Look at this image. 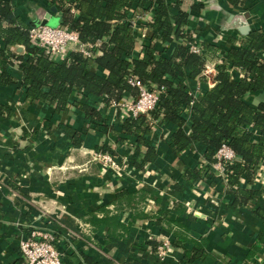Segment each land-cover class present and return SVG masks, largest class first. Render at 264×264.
Returning <instances> with one entry per match:
<instances>
[{
    "label": "crops",
    "instance_id": "crops-1",
    "mask_svg": "<svg viewBox=\"0 0 264 264\" xmlns=\"http://www.w3.org/2000/svg\"><path fill=\"white\" fill-rule=\"evenodd\" d=\"M178 1L189 21L182 33L204 45V68L212 69L191 83L196 97L215 85L218 50L238 47L251 31L264 28V0L238 5L204 0L197 11L188 0ZM10 2L13 14L29 26L48 16L61 23L58 0ZM73 9L76 15V6ZM153 11L150 7L132 19L133 58L140 56L148 31L140 22H150ZM245 26L248 32L243 34ZM157 45L162 48L164 43ZM3 48L0 39V53ZM24 52L23 46L12 50ZM18 65L13 62L7 68L15 81L0 83V105L12 110L10 117L0 116V264H24L19 242L32 223L40 225L42 219L60 240L63 264H264V221L233 206L230 186L210 167L209 178L193 180V170L205 163L204 144L193 143L176 154L169 142L177 127L156 125L149 135L156 158L144 169L136 168L134 162L142 159L145 148L135 155V138L119 139L124 137L116 123L120 109L89 98L87 103L98 108L107 125L101 130L76 104L83 99L79 93L71 97L66 113L46 103H28ZM260 94L247 99L254 104ZM189 127L187 121L183 128ZM101 146L114 152L109 155L120 164L119 171L93 159ZM256 172L257 179L264 178V166ZM240 185L249 188L244 180ZM253 186L256 204L264 210L260 184ZM122 191L127 195L119 196ZM163 239L169 248L161 258L156 247Z\"/></svg>",
    "mask_w": 264,
    "mask_h": 264
},
{
    "label": "trees",
    "instance_id": "trees-1",
    "mask_svg": "<svg viewBox=\"0 0 264 264\" xmlns=\"http://www.w3.org/2000/svg\"><path fill=\"white\" fill-rule=\"evenodd\" d=\"M227 1L231 5L244 2ZM72 6L77 8L76 15L71 11ZM192 6L197 11L202 4ZM57 7L62 13L60 24L75 31L81 42L100 41L98 53L85 58L79 52H72L63 62L51 61L30 44L29 25L13 14L10 0H0V39L4 44L0 53V83L15 81L7 68L18 62L28 103H46L56 112L66 113L71 97L79 93L83 99L76 104L80 105L88 122L101 130L107 125L98 108L87 103L90 97L107 103L120 102L125 95L137 99L138 88L128 82L131 76L143 84L163 87L157 107L148 115L116 122L124 136L119 139L135 138V155H141L145 148L142 159L134 162V166L144 169L155 160L156 150L149 135L156 125L177 127L169 142L176 154L193 143L205 145V163L193 170L195 181L211 176L209 164L215 161V151L227 143L240 157L239 162L227 166V185L234 195L232 205L244 207L264 221V210L257 206L253 188L254 174L264 160V98L258 104L247 99L249 95L264 93V28L251 31L238 47L222 52L215 85L194 97L191 83L201 76L204 58L178 42L172 50L168 49L174 41L191 40L192 35L182 33V26L189 21L180 1L58 0ZM150 7L154 8L152 20L139 21L148 28L142 51L140 56L133 58L136 37L131 20ZM157 41L164 46L160 48ZM16 46H23L24 54L12 53ZM187 109L189 115L185 113ZM11 114V109L0 105V116L10 117ZM187 121L190 122L189 130L183 128ZM77 134L79 132H75ZM96 152L114 154L106 146L97 148ZM242 180L249 188L241 187ZM126 195L125 191L119 193V196ZM59 244L60 240L57 248Z\"/></svg>",
    "mask_w": 264,
    "mask_h": 264
},
{
    "label": "built area",
    "instance_id": "built-area-1",
    "mask_svg": "<svg viewBox=\"0 0 264 264\" xmlns=\"http://www.w3.org/2000/svg\"><path fill=\"white\" fill-rule=\"evenodd\" d=\"M188 1L191 4H195L203 3L204 0ZM73 7H71V11L74 13ZM138 19L145 20L142 17H138ZM131 24L135 25L136 20H132ZM27 32L30 44L38 51L43 52L55 63L67 60L72 52H79L85 58H92L99 51L100 41L83 43L75 31L68 29L60 23L55 27L41 23L38 25H30ZM180 43L187 46L191 53L201 55L204 58V45L194 35L191 36L190 41L181 39ZM222 59L223 53L218 50L216 57L217 64ZM211 71L212 69L206 66L202 71V75L208 76ZM128 82L138 88L139 96L135 100L124 98L120 102H110V106L120 109L117 116L118 120L126 118L134 119L140 114L148 115L150 111L157 107L159 96L164 92L163 87L158 88L155 85L143 84L133 76L128 78ZM253 134L257 136V132L253 131ZM214 158L215 161L209 164V167L227 183V166L234 162H239L240 157L227 143H223L215 151ZM93 159L114 170L119 171L121 169L118 161L109 154L94 152ZM262 166H264V160L260 161L258 168ZM256 174L257 172L254 174L253 183L260 184V197L264 199V178L257 179ZM47 223L50 222L46 219H42V224L40 225H38V222L32 223L31 230L27 233V236L20 240L19 252L24 264H63L62 254L57 248L59 238L47 227ZM168 248V240L163 239L156 247L158 256L163 258Z\"/></svg>",
    "mask_w": 264,
    "mask_h": 264
},
{
    "label": "water",
    "instance_id": "water-1",
    "mask_svg": "<svg viewBox=\"0 0 264 264\" xmlns=\"http://www.w3.org/2000/svg\"><path fill=\"white\" fill-rule=\"evenodd\" d=\"M54 10V8L52 9ZM41 24H45V25H48V26H51V27H55L57 26L58 24V18L57 17H47L45 18ZM243 34H246L248 32V27H243L242 30ZM262 98H264V94H260L258 97H257V100L254 102V104H257L259 102V100H261Z\"/></svg>",
    "mask_w": 264,
    "mask_h": 264
}]
</instances>
